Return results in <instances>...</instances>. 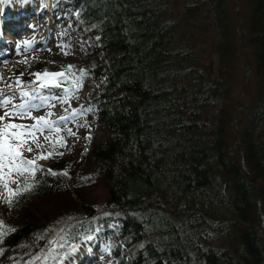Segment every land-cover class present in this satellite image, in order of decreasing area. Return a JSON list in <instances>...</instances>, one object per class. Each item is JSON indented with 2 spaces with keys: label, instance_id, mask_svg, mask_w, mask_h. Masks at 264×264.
Instances as JSON below:
<instances>
[{
  "label": "trees",
  "instance_id": "1",
  "mask_svg": "<svg viewBox=\"0 0 264 264\" xmlns=\"http://www.w3.org/2000/svg\"><path fill=\"white\" fill-rule=\"evenodd\" d=\"M68 1L98 36L100 60L82 64L99 72L91 105L107 136L76 170L45 148L53 154L32 190L0 199V221L14 229L0 247L62 251L115 222L107 238L129 247L121 264H264V0H236L245 27L234 0L181 11L166 0ZM239 41L253 59L248 97ZM88 173L107 189L109 215L84 196ZM45 204L67 213L54 239L35 217Z\"/></svg>",
  "mask_w": 264,
  "mask_h": 264
},
{
  "label": "rangeland",
  "instance_id": "2",
  "mask_svg": "<svg viewBox=\"0 0 264 264\" xmlns=\"http://www.w3.org/2000/svg\"><path fill=\"white\" fill-rule=\"evenodd\" d=\"M166 1L178 2L177 6L172 7L179 11L186 3H193L195 6L197 4L195 0ZM238 4V10L242 14L238 24L245 27L246 9L239 2ZM231 8L233 11L237 9L236 5ZM72 15L68 0H4L0 3V91L4 96L13 98L12 104L19 105L27 101L29 105H41L38 109H26L30 117L13 122L32 125L37 123L32 117L41 116L55 122L51 128L36 132L40 148L37 149L35 144H32L34 150L24 151L23 156L32 159L40 153L46 155L45 148L55 145L63 153L57 165L64 168L75 166L76 170L79 162L83 165L84 157L104 141L107 129L91 105L99 93V72L91 70L89 64H82L87 55H90L89 58L100 60L96 52L98 36L90 29L78 26ZM239 49L244 61L246 60L244 66L247 79L241 95L248 97L251 93L249 74L253 59L250 49L241 41ZM98 67H102V63L98 64ZM45 72L65 73V76L54 79L50 77L47 80L41 77L38 80L35 74ZM49 83H59L60 86H41ZM25 91L29 93L28 97L21 94ZM0 99L3 97L0 96ZM8 107L11 109V105ZM4 112L5 108L0 107V115H4ZM61 117L67 119L61 120ZM29 140L31 141V138ZM36 163L40 170L46 169L48 165L47 159H38ZM82 176L89 185L88 190H83L84 196L90 198L93 209L108 214L107 189L92 174ZM25 178L32 184L33 176L29 178L26 173ZM7 179L20 181L19 187L24 188L21 177L8 176ZM9 187L15 188L17 185L10 184ZM72 197L74 198L73 195ZM0 199L7 201L3 182H0ZM39 210L35 217L39 219L41 227L43 225L42 230L45 232L42 231V235L49 234L52 239L56 238L68 222L64 219L67 213L57 212L53 216L49 211L50 206L46 204ZM118 228L119 225L112 222L62 251L60 247L51 246L44 249L43 253L34 255L23 243L12 249L0 247V264H121L118 256L126 255L129 247L121 244L122 240L107 238L110 230ZM89 236L92 237L91 240L87 239ZM49 241L51 240H47V244ZM44 257L48 258L45 260Z\"/></svg>",
  "mask_w": 264,
  "mask_h": 264
},
{
  "label": "snow or ice",
  "instance_id": "3",
  "mask_svg": "<svg viewBox=\"0 0 264 264\" xmlns=\"http://www.w3.org/2000/svg\"><path fill=\"white\" fill-rule=\"evenodd\" d=\"M4 2V0H0V3ZM71 66H69V69ZM37 79L39 80L41 77L44 79L56 78L65 76V73H37L35 74ZM19 83V82H18ZM42 87H59V83L56 84H42ZM23 96L28 97V92H22ZM0 96L3 99H0V107L5 108L4 115H0V182H3L4 189L7 192V202L9 205L14 203V197H18L24 194V192L31 191L34 187L33 184L28 183V179L25 178V174H29V178L35 175V172L39 170V166L36 161L38 159H48L53 153L49 152L46 155L44 153L38 154L37 157L32 159H27L23 156V152H32L34 149L31 146L35 144L36 148H40L39 141L36 138V132L42 131L45 128H51L53 121L46 120L45 117H32L37 121L36 124L32 125H23L13 122L16 119H24L30 117V113L26 111V109L34 108L38 109L41 107L39 104H31L29 105L27 101L21 103L19 105L12 104V97L4 96L3 92L0 91ZM38 97H32V99H36ZM9 105H11V109H9ZM75 115V113H74ZM61 120L67 119L66 117H61ZM7 121V122H6ZM31 138V141L29 140ZM47 139V137H45ZM63 146V145H62ZM62 155L63 153H59ZM51 173V170H48ZM55 174V173H52ZM65 175L68 173L65 172ZM8 176H19L23 180L24 188L21 189L19 187L20 181L16 179H7ZM10 184H16L17 187L10 188ZM14 231V229L5 228L3 225V221H0V235H4L7 232ZM87 239L91 240L92 237H87ZM63 246L62 244L60 245ZM54 251V250H52ZM48 257H44L46 260ZM40 259V257H37Z\"/></svg>",
  "mask_w": 264,
  "mask_h": 264
},
{
  "label": "water",
  "instance_id": "4",
  "mask_svg": "<svg viewBox=\"0 0 264 264\" xmlns=\"http://www.w3.org/2000/svg\"><path fill=\"white\" fill-rule=\"evenodd\" d=\"M235 2H236V4H237V9H236V11H235V13L237 12V10L239 9V4H238V2L236 1V0H234ZM247 63V65H249L248 64V62H246ZM251 71V70H250ZM246 81H247V79H246ZM243 92H245V89H244V91ZM245 107V105L244 106H242V107H239V109H241V108H244ZM237 118H238V115H237ZM237 142H238V140H237Z\"/></svg>",
  "mask_w": 264,
  "mask_h": 264
},
{
  "label": "bare ground",
  "instance_id": "5",
  "mask_svg": "<svg viewBox=\"0 0 264 264\" xmlns=\"http://www.w3.org/2000/svg\"><path fill=\"white\" fill-rule=\"evenodd\" d=\"M62 108V107H61ZM65 109V108H64ZM62 111V110H61ZM63 112V111H62Z\"/></svg>",
  "mask_w": 264,
  "mask_h": 264
}]
</instances>
